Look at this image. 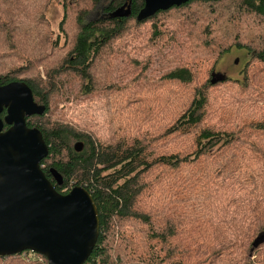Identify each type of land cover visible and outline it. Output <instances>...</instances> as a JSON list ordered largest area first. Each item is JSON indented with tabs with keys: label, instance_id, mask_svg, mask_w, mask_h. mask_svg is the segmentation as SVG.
<instances>
[{
	"label": "trees",
	"instance_id": "trees-1",
	"mask_svg": "<svg viewBox=\"0 0 264 264\" xmlns=\"http://www.w3.org/2000/svg\"><path fill=\"white\" fill-rule=\"evenodd\" d=\"M54 1L0 0V83L25 82L45 106L27 120L49 146L44 174L62 176L54 188L80 184L96 204L99 235L84 264H264V242L252 244L264 233V0H189L140 21L143 0L122 18L109 12L129 0H104L106 13L91 19L101 0H61L63 44L51 36ZM148 20L146 49L129 58L118 41ZM239 48L241 77L212 84L220 58ZM120 59L131 86L107 76ZM153 69L160 93L138 85ZM72 92L103 94L105 142L51 107ZM0 264L47 262L25 250Z\"/></svg>",
	"mask_w": 264,
	"mask_h": 264
},
{
	"label": "water",
	"instance_id": "water-1",
	"mask_svg": "<svg viewBox=\"0 0 264 264\" xmlns=\"http://www.w3.org/2000/svg\"><path fill=\"white\" fill-rule=\"evenodd\" d=\"M136 15L144 20L159 10L189 0H143ZM131 14V0L110 12V17ZM226 75L212 71V84ZM6 109L3 131L0 120V256L30 250L45 257L47 264H84L91 254L100 229L99 214L90 192L74 184L62 193L54 188L41 168L49 146L28 118L45 111L35 102L29 86L20 80L0 85V111ZM81 142L74 144L80 150ZM54 181L61 174L49 168ZM264 242V233L253 240V247Z\"/></svg>",
	"mask_w": 264,
	"mask_h": 264
},
{
	"label": "rangeland",
	"instance_id": "rangeland-1",
	"mask_svg": "<svg viewBox=\"0 0 264 264\" xmlns=\"http://www.w3.org/2000/svg\"><path fill=\"white\" fill-rule=\"evenodd\" d=\"M105 1L101 0L100 3L97 5L96 9L90 12L87 16L88 19L93 17H97L100 15V10L104 6ZM48 19L50 21V25L52 28V39L58 38L59 43L63 44L65 42L64 39V31L60 22L63 17V10H62V1L55 0L54 3L51 5L49 12L47 13ZM180 19L177 18L176 20H163L160 19L157 21V26L159 30L165 31L169 29H173L178 27ZM152 23L153 21H145L142 24H138L134 26V31L128 30L127 34L119 39L118 43L120 46H123L125 53L127 56L134 57L137 52H140L147 46L148 38L151 36L152 32ZM164 43V42H162ZM237 55H241V52L234 51V49L230 50L229 52L225 53L221 58L217 65V72L223 73L224 71L228 74L229 77H241L239 73H237L238 69L241 65L236 66L234 65V57ZM142 57V54L139 55V58ZM160 56L154 54V60ZM242 61H244L247 56L246 54L241 55ZM119 64H114L115 67L113 71H110L107 76L115 81V85L121 86L125 84L126 86H131V73L128 72L130 68V64L127 63L126 60L120 59ZM127 67V69H124ZM40 71L43 74V70L40 67ZM158 71L159 73H156ZM223 71V72H222ZM157 74V75H156ZM160 75L161 72L159 70H151L150 72L147 71L145 74V78L140 79L138 82L139 87H142L146 90V88L150 87L146 90L148 93H156L162 87L160 83ZM136 85V86H138ZM78 86V85H76ZM74 87V91H77L78 88ZM136 86L130 87L131 90L137 89ZM77 88V89H76ZM70 91V89H68ZM160 93V92H158ZM157 95V94H156ZM105 98L103 94L96 93V95L91 97H86L84 95L78 93H71L69 98L66 100H59V95H55L53 97L51 107L56 105V112L65 116L68 120H71L72 123H77L81 125L88 126L90 130L95 132L101 142H105L107 137V113L108 107L106 106ZM252 249H250L249 253L242 252L244 256L250 255Z\"/></svg>",
	"mask_w": 264,
	"mask_h": 264
},
{
	"label": "flooded vegetation",
	"instance_id": "flooded-vegetation-1",
	"mask_svg": "<svg viewBox=\"0 0 264 264\" xmlns=\"http://www.w3.org/2000/svg\"><path fill=\"white\" fill-rule=\"evenodd\" d=\"M143 3H144V1H143ZM104 7V6H103ZM101 8V10H100V15L99 16H102V14H105L106 12L104 11V8ZM117 8V7H116ZM115 8V9H116ZM113 11V10H112ZM111 12V11H110ZM109 12V13H110ZM158 12V11H157ZM131 15V14H130ZM153 16V15H152ZM119 18H122V17H119ZM148 18V17H147ZM146 19V18H145ZM234 51H239V52H241V55L242 54H246V52L243 50V49H234ZM241 55H237V56H235L234 57V65H235V67L236 66H239V65H241V67L238 69V71H237V73H239L240 75H242V65H243V63L246 61V59L244 60V61H242V58H241ZM215 71H218V69H217V67L214 69ZM223 72V71H222ZM223 74H225L226 75V77H229L228 76V74L224 71L223 72ZM13 81H15V80H13ZM7 83H9V82H7ZM7 83H0V85H4V84H7ZM6 115V109L3 107L2 108V110L0 111V120H1V122H2V124H3V126H2V131L4 130V129H6L7 127H8V125L7 124H5L4 123V116ZM49 178L51 179V181H54V179L52 178V175H50L49 176ZM55 182V181H54Z\"/></svg>",
	"mask_w": 264,
	"mask_h": 264
},
{
	"label": "built area",
	"instance_id": "built-area-1",
	"mask_svg": "<svg viewBox=\"0 0 264 264\" xmlns=\"http://www.w3.org/2000/svg\"><path fill=\"white\" fill-rule=\"evenodd\" d=\"M29 251H30V250H29ZM31 252H33V251H31ZM25 255L27 256V259H29V255H30V254L25 253Z\"/></svg>",
	"mask_w": 264,
	"mask_h": 264
}]
</instances>
